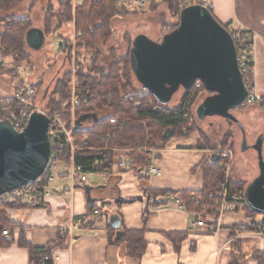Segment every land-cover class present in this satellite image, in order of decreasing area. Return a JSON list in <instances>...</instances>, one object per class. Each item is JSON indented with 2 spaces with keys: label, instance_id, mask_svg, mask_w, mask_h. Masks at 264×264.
Wrapping results in <instances>:
<instances>
[{
  "label": "crops",
  "instance_id": "1",
  "mask_svg": "<svg viewBox=\"0 0 264 264\" xmlns=\"http://www.w3.org/2000/svg\"><path fill=\"white\" fill-rule=\"evenodd\" d=\"M206 1L210 3L212 15L228 31L241 28L256 36L252 54L254 77L258 92L264 98V0ZM17 83L20 82H13L9 75L0 77L2 90H6L3 98L16 93ZM21 83L24 87L31 81L26 78ZM260 120L264 125V118ZM242 127L245 132L243 124ZM260 136L264 137V132ZM201 141L199 134L175 137L164 148L151 153L153 163L162 171L161 176H142L139 172L119 168L122 158H130L117 150L113 153L111 169L96 172L101 174L100 179L86 185L91 188L92 201L85 192L86 186L78 187L70 176L69 166L61 162L66 169L56 175L55 186L65 192L48 196L33 208L9 206L2 209L8 217L5 227L10 233L3 236L0 232V264H31L30 248L48 246L52 247L49 257L52 264H231L233 257L237 264H260L254 254H264V230L260 228L264 215L244 207L227 213L219 223L206 219L204 227H194L198 221L195 215L201 211L195 199L202 200L205 207L214 205L210 204L209 197L205 199L196 194L203 191L206 184L205 165L217 162L214 150ZM231 167H225L227 172ZM233 172L235 180L232 181H241L245 190L259 176L255 175L249 182L245 166L237 160ZM72 188L73 192L67 193L66 190ZM228 190L230 195L237 191L231 192L229 184ZM157 192L180 196L190 193L192 202H183V211L158 203L151 206L153 211L149 210L148 199L159 194ZM94 210L100 211L99 216H93ZM106 210L113 213L111 216H119L125 232L143 233L146 242L143 256H126L124 247L116 244V231L109 217H103ZM68 228L69 235L65 232Z\"/></svg>",
  "mask_w": 264,
  "mask_h": 264
},
{
  "label": "trees",
  "instance_id": "2",
  "mask_svg": "<svg viewBox=\"0 0 264 264\" xmlns=\"http://www.w3.org/2000/svg\"><path fill=\"white\" fill-rule=\"evenodd\" d=\"M84 0L77 9L76 29L80 34L106 37L105 40H77L76 48L81 61H77V76L80 78L81 99L88 102L90 107L87 110H80L75 114V122L83 115L92 114L97 115L99 120L95 123L90 120L84 123L79 129L72 132L71 140L65 134H58L52 139V162H62L69 166L72 161V144L78 148L74 152V160L77 166L83 168L86 173H96L107 171L111 169L113 161V151L119 150H132L128 155L130 160L134 161L135 165L145 167L151 161V152L143 151L144 147L152 149H162L172 138H175L176 131L184 130L190 120V105L196 92L200 95L205 92L204 85L198 91L194 85L190 90L185 91V96L182 102L176 108H167L165 105L159 103L157 98L150 93L148 96L134 97L140 91V88L133 86V75L131 68V50L126 58L118 60L114 55L112 62L104 63L101 61L102 48L101 44L105 45L114 30L111 22L115 18H122L126 15V10L117 8L113 4V0ZM169 8L178 6V0H164ZM23 0H0V55L11 59L15 67H19L24 63L29 62L30 54L27 52V34L33 28L30 27V20L28 17H18L15 12L22 6ZM61 13H58L57 18L65 17L64 22L72 19L71 9L72 0H59ZM52 8L50 10V13ZM70 11V12H69ZM178 14L181 17L179 7H177ZM65 12V13H64ZM49 13V15H50ZM128 13V11H127ZM179 25L176 27V29ZM227 29V27H225ZM175 29V30H176ZM43 31V30H42ZM45 38H50V32L43 31ZM50 35L49 37L47 35ZM58 41L65 42L69 45L66 52L69 55L70 70L57 81V84L52 92L49 102L46 105V110L52 114H60L67 129H71L74 123V117L71 108V66H72V50L70 40H65L64 37L58 36ZM93 49L96 53L92 60V70L88 67L84 58L87 51ZM123 65V67H121ZM17 69L0 71V77L9 75L11 79L17 78ZM16 84V91L23 88V84ZM27 86V85H26ZM24 86V87H26ZM37 93L39 86L31 85ZM142 89V86H141ZM48 95V94H46ZM131 95L134 99H131ZM46 98V96H45ZM188 102V104H187ZM135 104H138L136 107ZM4 105L12 107L13 110L19 112L22 109L17 102L8 99L4 101ZM261 105L264 106V98ZM3 121L5 119L1 117ZM116 119V123L111 120ZM75 125V124H74ZM151 127L156 130H151ZM173 132L170 139L165 136L169 131ZM159 131V132H158ZM188 135L182 133L181 136ZM180 135H178L179 137ZM87 143V144H85ZM96 162L101 163L100 167H95ZM221 162L216 163L208 162L205 165L206 184L203 191L196 193L208 199V195L218 190V188L227 183L226 168L220 166ZM230 191L236 190L241 187L240 183L228 182ZM244 186V185H242ZM243 188V187H242ZM244 191H246L243 188ZM159 193V192H157ZM167 193V192H166ZM165 193L161 192L154 195L159 197ZM153 195V194H152ZM150 195L148 194V197ZM190 193H182L181 198L183 202L191 204ZM245 200V193H244ZM39 202L31 204L9 203V206L29 209L38 206ZM211 205L215 204L213 201ZM246 207V203H244ZM243 207V208H244ZM4 207L0 206V232L8 230L5 227V222L8 220L6 213L2 211ZM4 236V235H3ZM116 244H121L124 247L126 256H143L146 250V242L142 232L133 231L125 232L124 237ZM31 264H41L45 257H50L52 247L46 248H33L31 247ZM254 258L260 264H264V254L255 253ZM52 264V260L46 262ZM231 264H237L235 258Z\"/></svg>",
  "mask_w": 264,
  "mask_h": 264
},
{
  "label": "water",
  "instance_id": "3",
  "mask_svg": "<svg viewBox=\"0 0 264 264\" xmlns=\"http://www.w3.org/2000/svg\"><path fill=\"white\" fill-rule=\"evenodd\" d=\"M45 39L42 30L33 28L27 34L28 47L38 51ZM131 68L142 88L148 89L165 106L181 87L188 91L199 81L211 94L197 109L199 119H229L244 133L242 124L230 112L243 107L249 92L238 66L232 35L209 9L192 6L183 10L179 27L166 35L161 43L143 35L137 37L131 50ZM90 120L97 123L99 117L83 115L75 122V128L79 129ZM48 129L49 120L38 112L33 113L23 132L0 119V195L31 185L45 173L52 157ZM172 135L170 130L165 138L170 139ZM263 145L264 137L260 136L254 146L258 152L259 176L245 191L246 207L252 213L262 215ZM244 146L247 148L246 144ZM85 189L92 201L91 188L86 186ZM110 224L116 231L115 240L119 242L125 235L122 221L113 215Z\"/></svg>",
  "mask_w": 264,
  "mask_h": 264
},
{
  "label": "rangeland",
  "instance_id": "4",
  "mask_svg": "<svg viewBox=\"0 0 264 264\" xmlns=\"http://www.w3.org/2000/svg\"><path fill=\"white\" fill-rule=\"evenodd\" d=\"M83 1L84 0H72L71 16H69L72 17V19L69 22H64L63 19L65 17L63 16H61L60 18L55 17L58 15V13H61L59 0H23L22 6L15 12L16 16L18 17H28L30 20L29 23L31 28L40 29L46 32L48 31L52 34L50 38L45 39L43 47L38 51H35L29 47L27 48V52L28 54H30L28 58L29 62L24 63L23 65H21V67L26 68V73L28 74H22L17 69V76H19L15 78V80L12 79L13 82H20L25 80L26 78H29L31 83L28 86L35 85L40 87L39 92L37 93L38 97L36 98V94L34 97V102L36 103L38 110L46 109V105L49 102L57 81L63 78L66 71L68 72L70 70L69 55H67L66 53L69 49V45L66 43L68 46L67 50L65 52L62 51L60 49V45L56 44V41L59 40L58 38L56 39V37L62 36L65 40H70L71 50H73L72 66L76 68L77 61H81V55L79 57L76 48L77 40H86L85 43H87V40H105L106 38L104 36L97 38L96 36L90 37V35L86 34H83V36L82 34L79 35L80 33L76 29V17L78 6L81 5ZM98 2L100 1L96 0V3ZM127 2V6L122 7V0H119L118 2L116 0H113V4L117 8L126 10V15L122 18H115L111 22L114 34L109 37L108 42H106L105 45H100L102 48L101 52L103 53L100 59L101 61L103 60L104 63H108V65L112 62L111 60L114 55L118 60L126 58L130 48L132 47V44L134 43L136 38L141 35L148 37L154 42L161 43L165 36L173 32L180 24V15L178 14L177 7H179L180 4L187 5L191 1L181 0L180 3L178 0L177 7L169 8V5L166 4L164 0H152L151 3L147 4V6L142 9L134 7L132 4H130V0H127ZM51 8L52 11L50 13ZM47 36L49 37L50 35L48 34ZM83 56H85L84 62H86L88 67L92 70V60L94 56H96L95 51L93 49H89ZM8 60V63H12L11 59ZM121 67H123V65ZM71 71V84L77 83L79 84V86H81L80 78L78 79V81L73 82L75 75L73 74V70ZM133 86H135V88L137 89L140 88L139 92L142 91L141 85L136 81L135 78H133ZM196 90L199 91L200 89L196 88ZM5 92L6 90H2V87L0 85V98H3ZM184 96L185 89L181 87L173 95L171 102L165 107L171 109L178 107V105L182 102ZM209 96L210 93H208L207 91L202 92V94L200 95L196 92V95L194 96V99L192 100V103L190 105L191 117L188 121V128L184 130L179 129L178 131H176V133H179L176 135V137H182L181 134L184 132L188 135H201V143H203V145L206 144V146H209L210 149H213L215 154H217V157L219 156V154L222 155L226 151H228V153H231L229 156V160L225 162V164H227L228 166H232L230 172H227V170L225 172V182H230L232 181V179L235 180L233 176V165L235 160L245 166V175L246 177H248V180H250L249 182H252L253 177L259 174L257 162L258 152L254 150V146L259 140V135L264 132V125L260 120L264 118V106L261 105L262 101L253 105H244L240 109L234 111V116L238 118L246 128V131L242 134V131L236 124H233L224 118L208 117L204 121L199 119L197 115V109ZM3 99L8 100V98ZM3 106L7 107L2 104V107ZM14 111L17 112V110L15 109ZM156 129L157 127L155 129L154 127H151V130ZM178 135L180 136L178 137ZM241 140L243 142L242 144L240 143ZM239 144L240 146H238ZM245 144L247 148H245ZM250 145H252L253 147ZM143 149L149 150L150 148L144 147ZM245 149H248L247 152L240 154V151H246ZM117 150L119 149H115L114 151ZM152 150H154V152L156 151V149ZM130 152H132V150ZM248 154L249 156H245ZM53 164L54 176L57 180L56 175H58L62 170L66 169V167L61 162L57 163V161H53ZM100 177L101 174L99 173H91L88 176L90 185H93L94 182L100 179ZM238 182L241 184V187H237V191H235L234 193H240V191L243 190L242 187L244 186L242 185L244 184L241 181ZM72 192L73 191L68 193L71 194ZM243 192L245 193L244 190ZM53 195L58 194L55 193ZM41 201L44 202L45 198H43ZM38 202L40 203V201ZM6 207L8 208L9 205H7ZM112 214V212L106 210L103 217L105 219L109 217L110 219Z\"/></svg>",
  "mask_w": 264,
  "mask_h": 264
},
{
  "label": "built area",
  "instance_id": "5",
  "mask_svg": "<svg viewBox=\"0 0 264 264\" xmlns=\"http://www.w3.org/2000/svg\"><path fill=\"white\" fill-rule=\"evenodd\" d=\"M116 1L118 2L119 0ZM188 1L191 2L187 5H182V4L179 5L180 11H183L192 6H202L209 10L211 9L210 3L207 2L206 0H188ZM151 2L152 0H130V4H132L134 7H138L141 9L146 7L147 4ZM179 2L181 3V0H179ZM127 3H128L127 0H122V7H126ZM229 32L232 35L234 45L236 47L239 69L242 74L244 84L249 92L244 105L248 106V105L260 103L263 98L260 96L258 92L256 80L254 77L255 63H254V57L252 56L255 48L256 36L250 32L242 30L241 28H233L229 30ZM56 44L60 45V49L62 51L65 52L67 50L68 46L65 42L56 41ZM72 54H73V50H72ZM7 60H8L7 58L0 55V71L2 69L8 70V69L16 68L20 73L28 74L26 73L27 70L26 68L21 66L15 67L12 63L10 62L8 63ZM71 70H73V74L75 75V76L73 75L74 76L73 82L78 81L79 77L77 76V71H76L77 68L72 66ZM195 86L197 89H201L203 84L200 82H196ZM141 90H142L141 92L133 96L141 97V96L150 95V91L148 89H141ZM80 91L81 89L79 84L77 83L71 84V108H72L73 117L78 111L87 110L90 107L88 102L82 101L80 96L81 95ZM35 94H36L35 89L27 85L26 87L20 88L19 91H16V93L7 96L8 99L15 101L20 106H22V109L19 112H15L12 107L9 108L4 106L2 107V104H4V101L7 99L0 98V119L1 117H3L5 121L9 122L15 128V130H17L18 132H23L28 127L33 113L38 112L40 114H43L49 120L48 134L51 142L54 137L62 133L65 134L67 138L72 142L71 136L75 126L74 125L75 117L72 128L67 129L60 114H52L46 109H40V110L37 109L38 107L34 102ZM133 96L131 95V99H134ZM135 106L137 107L138 104H135ZM111 122L116 123L117 120L112 119ZM77 150L78 148H75V146H73L72 144L73 159L71 161V164L69 165V172H70V176L72 177V180L77 184V186L84 187L89 183L88 176L90 174L84 172L82 167L77 166L75 164L74 152ZM142 150L145 152L149 151L154 153V150H147V149H142ZM116 152L118 151H113L114 154H116ZM122 152L126 156L130 154L129 150H122ZM230 154L231 153H228V151H226L222 155L219 154L217 158L218 161L221 162L220 164L221 167L228 166L227 164H225V162L229 160ZM52 157L45 173L35 183L18 188L6 194L0 195V206L6 207V205H8L9 203H21V204L37 203L38 201L41 202L43 198L51 196L55 193L61 194L65 192V191H61L55 186L56 178L54 176V164L52 162ZM95 166L100 167L101 163L96 162ZM118 167L124 170H129V171L133 170L135 172H139L142 176L162 175V171L155 166L153 161H151L145 167H141L135 165L134 161H131L127 158H122L118 162ZM227 183L221 185L217 191L212 192L208 195L209 199L215 203L213 206L205 207L206 205H204L202 200L198 198L195 199L196 203L201 207V211L198 215H195L198 221L196 220V222L194 223V227L197 228L204 227L206 225L205 222L206 219H208L211 223H219L221 218L225 216L227 213L237 212L244 207V203H245L244 192L230 195ZM73 190L74 189L72 188L66 191L68 193ZM148 202H149V210L152 211L154 210L152 209V207L156 203L164 204L165 206L172 205L181 211L185 210V205L182 201L181 196L172 192H167L159 197L152 196L148 199ZM99 214H100L99 210L93 211V216L97 217L99 216ZM260 228L264 230V223L260 226ZM70 231L71 230L69 228L65 229L67 235L70 234ZM9 233H10L9 230L3 231L4 236H8ZM48 261H50V258L45 257L41 261V264H46V262Z\"/></svg>",
  "mask_w": 264,
  "mask_h": 264
},
{
  "label": "flooded vegetation",
  "instance_id": "6",
  "mask_svg": "<svg viewBox=\"0 0 264 264\" xmlns=\"http://www.w3.org/2000/svg\"><path fill=\"white\" fill-rule=\"evenodd\" d=\"M210 96H211V94H210ZM233 113H234V111H231V112H230V114H232V115L234 116ZM226 120L229 121V122H231V123H233V124H235L234 122L230 121L229 119H226ZM243 137H244V136H243Z\"/></svg>",
  "mask_w": 264,
  "mask_h": 264
},
{
  "label": "bare ground",
  "instance_id": "7",
  "mask_svg": "<svg viewBox=\"0 0 264 264\" xmlns=\"http://www.w3.org/2000/svg\"><path fill=\"white\" fill-rule=\"evenodd\" d=\"M7 206V205H6Z\"/></svg>",
  "mask_w": 264,
  "mask_h": 264
}]
</instances>
